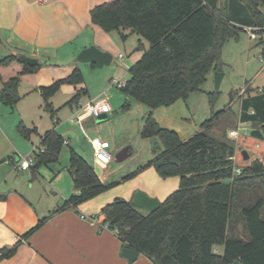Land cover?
I'll list each match as a JSON object with an SVG mask.
<instances>
[{
    "label": "trees",
    "instance_id": "16d2710c",
    "mask_svg": "<svg viewBox=\"0 0 264 264\" xmlns=\"http://www.w3.org/2000/svg\"><path fill=\"white\" fill-rule=\"evenodd\" d=\"M90 17L105 31L118 30L123 39L127 37L123 30L128 29L147 40L148 48L130 65L120 89L152 109L201 89L211 69L220 71L223 43L237 38L244 26L264 32V0H110L91 8ZM33 72L40 77L36 90L52 119L55 110L49 99L57 91L72 94L66 102L71 106L87 92L76 65L30 64L12 53L0 58V100L15 106L20 76ZM250 92L247 87L241 97L239 119L252 128L235 139L225 133L211 135L219 112L212 111L186 140L161 127L151 111L146 115L140 135L159 138L161 146H154L151 158L123 179L153 166L161 177L178 176L179 185L145 214L123 197L100 208L98 218L117 230L123 247L146 255L152 264H264V163L260 159L264 157V90ZM214 98L215 93H209L210 102ZM128 105L127 101L123 108ZM17 129L25 138L37 133L35 126L22 122ZM62 144L63 137L54 128L46 130L41 149L34 151L31 173L42 163L56 161ZM234 166L241 172L234 173ZM67 170L75 192L58 209L76 207L114 184L101 182L92 165L73 148ZM48 217L39 218L22 238ZM237 219L243 224L241 235L233 227ZM18 245L17 241L0 248V259L11 257ZM217 245L223 246L221 253L215 250Z\"/></svg>",
    "mask_w": 264,
    "mask_h": 264
},
{
    "label": "crops",
    "instance_id": "0c3cea01",
    "mask_svg": "<svg viewBox=\"0 0 264 264\" xmlns=\"http://www.w3.org/2000/svg\"><path fill=\"white\" fill-rule=\"evenodd\" d=\"M107 1L110 0H0V58L12 53L25 54L37 58L38 62L76 65V62H79L75 58L77 53L85 47L95 45L113 55L118 53L121 59L124 58L121 52L124 50L128 55V61L124 64L129 68L148 48V42L128 29L123 30L127 34L123 39L118 30L105 31L93 23L90 17L91 8ZM261 57L264 58L263 53ZM39 80V75L34 72L21 75L18 84L20 99L15 104L16 108L18 107L19 123L25 122L28 127L35 126L36 139L33 134L30 138H25L17 129L19 123L16 125L14 119L9 123L6 117H3L6 109L1 107L4 103L0 100V248L19 242L16 252L9 258L0 259V264H152L151 259L142 253H138L136 259L129 262L122 254L124 247L115 232L99 231L96 221L81 218L80 215L98 213L105 203L115 197L131 200L137 190L145 191L162 201L178 187L179 177H161L154 167L150 166L139 171L135 177L121 180L111 189H106L76 207L58 209L75 192L72 176L67 170L68 164L64 166L67 173L56 170L52 178L50 174L44 176L38 172V176H43L44 184L34 176L35 172L31 173L29 170L25 173L26 170L18 167L19 157L41 149L40 139L46 130L54 128L63 139L65 134L72 137L77 135L74 128L59 124L58 117L53 118L52 125L48 124L43 131L39 129L40 124L35 122L32 115L34 110L44 103L36 90ZM104 88H107L106 82L96 91L89 90V99L98 97ZM71 95L68 93V100ZM129 98L125 94L118 97L117 101H113L114 106L108 100L111 111L115 112L114 107H123L127 101L130 102ZM122 101L124 103L120 104ZM50 103L52 105V101ZM184 106L182 99H177L169 106L157 107L150 111L161 127L176 131L181 140H186L199 129L192 130ZM70 108L72 112L75 111L74 105ZM130 110L129 108L115 112L111 118H107V113L106 118L94 124H90V118H87L83 121L85 129L96 123L98 127L86 132L92 137L110 141L109 137L113 139V133L116 131L117 116ZM65 141L70 144L69 139ZM127 141L121 138L112 142L117 151L115 158L122 162L117 167H110L111 161L105 166L97 163L89 140H86L84 146L79 140V150L72 146L70 148L76 150L92 165L101 182L109 184L113 181L110 180L111 175L121 170L126 159L133 156L134 149L130 145L125 146ZM112 153L111 151V155ZM140 164L142 165V162H134L123 173L136 170ZM16 171L22 175L31 174L29 184L22 182L15 174ZM55 209L58 210L53 212ZM48 215L47 220L28 238H22L39 218Z\"/></svg>",
    "mask_w": 264,
    "mask_h": 264
},
{
    "label": "rangeland",
    "instance_id": "374dc122",
    "mask_svg": "<svg viewBox=\"0 0 264 264\" xmlns=\"http://www.w3.org/2000/svg\"><path fill=\"white\" fill-rule=\"evenodd\" d=\"M263 49L264 41L258 42V39L251 38L247 29L239 30L237 38H229L223 43L221 48L220 66V71L223 73V77L218 88H215L214 80V74L216 70L211 69L206 80L202 83L201 89L189 92L184 99L179 98L182 99V102L185 105L184 107L187 114L186 118L190 119V124L193 131L200 128V124L211 116L212 111L219 112L218 118L215 120L210 131L211 135L213 136L221 137L225 133L229 139H235L228 136V131L230 129L238 128L240 135L245 134L242 128L243 126L248 125L249 131L251 130L252 126L250 123H243L239 119L240 100L241 97L246 94L245 92L242 93L244 88L247 89V87H249V89H251L250 93H255L261 89L264 90V59H260ZM136 51L137 49L135 48L134 52ZM121 52L124 56L123 59L120 58L121 56L119 57L117 55L118 53H116V55L111 54V62L107 65H104L103 67H98L92 62H76V66L81 71L84 85L87 89V92L81 95V101L84 102L90 100L88 96L89 90L96 91L105 82L107 88H104L100 95L107 96L111 105L114 106L113 101H117L116 99L118 97H122L124 95L119 87L113 83V81L117 80L125 81L129 77L127 70L128 65L124 64V62L128 61V55L124 50ZM211 92L215 93V98L212 102H210L209 99V93ZM68 98L67 92L59 90L49 99L50 102L52 101V105L56 110L53 118L58 117L59 124H64L67 127L74 128L77 135L75 137L69 136L67 134L63 135V144L61 146L58 159L48 164L42 163L34 171V176L41 179L42 184H44V180L42 178L43 176H38V172H41V174L44 176L50 174L51 178L54 175L53 172L56 170H61L67 173L68 171L64 166L68 164L69 161L70 146L74 147L76 150H79L80 146L78 145V141L80 140V143L82 146H84L86 145V140H88L77 123H73L70 120L74 112L71 111V105L65 103ZM129 99L130 102L127 108L121 107L122 105L114 107L116 113H119L122 110L126 111L129 108L131 110L126 114H120L115 120L116 131H114V133L112 132L114 138L111 139L109 137V142L111 143L110 149L113 152L109 166L117 167L122 164V162H118L115 158L117 151L113 146L114 143H112L115 140L121 138L128 140L126 143L127 145L125 146L130 145L134 149V153L131 159L127 158L126 161L124 160L125 163L123 164V168L121 170H117L111 175L110 180L113 181H110V183L114 184L109 187L110 189L117 185L121 180H129L135 177L139 172L127 179H123L125 176L129 175L135 170L125 174L123 172H126L127 168H129V166H131L134 162H142V164L147 162L152 156V148L156 145L161 146L159 138H143L139 131V127L143 125L146 115L150 112V110L155 108L151 109L146 104L132 97ZM123 103L124 101H122L120 104ZM1 107L6 109L3 117L5 116L9 123H11V120L14 119L17 125L20 121L18 107H11L7 104L1 105ZM115 112L110 111L107 118H111L112 114ZM32 115L35 118V122L40 124V130L43 131L48 124L52 125L53 119L50 117V113L45 110L44 103L40 108H36ZM97 124L98 123L92 126H87L85 130L88 132L91 128L98 127ZM97 131H99V129H97ZM249 131L246 134H248ZM33 136V138L36 139V135L33 134ZM88 136L90 138L92 137L90 134ZM65 139L70 140L69 145ZM89 156H91V153H89ZM260 159L264 163V157H260ZM140 166L141 164L138 167ZM15 174L21 178L22 182L26 181V184H29V181L32 179L31 174L22 175L18 174V171H16ZM139 210L144 214L147 212L145 208H139ZM233 225V227L237 228L234 229L235 232L237 231V234L241 235L243 230L242 221L237 219L236 225L235 223H233ZM222 249L223 246L221 245H217L215 248V250L219 253L222 252Z\"/></svg>",
    "mask_w": 264,
    "mask_h": 264
},
{
    "label": "built area",
    "instance_id": "2783aa9c",
    "mask_svg": "<svg viewBox=\"0 0 264 264\" xmlns=\"http://www.w3.org/2000/svg\"><path fill=\"white\" fill-rule=\"evenodd\" d=\"M243 29H247L249 31L250 37L253 39L263 38L264 32L261 31L260 27L244 26ZM263 59L264 58L261 57V60ZM125 81L117 80V81H113V83L116 84V86H118L119 88H121L125 85ZM245 89L246 88L242 90V93L245 92ZM74 109H75L74 114L72 115L70 120L74 123H77L79 128L84 132L85 136L90 141L93 150L94 160L100 165L105 166L112 157L110 151V142L100 137L90 138L85 130V125L83 121L87 118L95 119L102 114L109 113L112 110L108 102L107 96L100 95L94 99H90L84 102L79 99L74 105ZM243 123L249 124V122H243ZM242 128L245 134L249 131L248 125L243 126ZM239 135L240 133L238 128L237 129L233 128L228 131V136L232 138H237ZM230 158L234 159V156H231ZM33 163H34V152L33 153L31 152L30 154L25 156H21L18 159V167L22 170H30ZM233 172L240 173L241 169L237 166H234ZM80 217L84 219L89 218L96 221L99 226V231L110 230L115 233L117 232L116 229H112L109 226L108 222L100 220L98 218L99 217L98 213H90V214L81 213Z\"/></svg>",
    "mask_w": 264,
    "mask_h": 264
},
{
    "label": "water",
    "instance_id": "95a60500",
    "mask_svg": "<svg viewBox=\"0 0 264 264\" xmlns=\"http://www.w3.org/2000/svg\"><path fill=\"white\" fill-rule=\"evenodd\" d=\"M18 56L19 58H21L22 60L30 64H36L38 62L37 58L31 57L25 54H18ZM75 58L79 62H92L98 67H103L104 65H107L111 62L112 55L108 51H103L99 49L95 45H90L88 47L81 49L77 53ZM222 77H223V73L221 71L215 72L214 74L215 88H218ZM106 117L107 115L105 114L104 117L99 116L95 119L90 118L89 119L91 122L90 124H94L96 121H99ZM243 152L246 153L247 151L243 150ZM118 161H121V160L118 159ZM28 172L29 170L25 171V173H28ZM130 201L134 206L138 208H145L148 211H154L157 208V204H158V200L156 197H152L142 190L135 191ZM122 254L128 259L129 262H132L136 259L138 252L131 248L124 247L122 249Z\"/></svg>",
    "mask_w": 264,
    "mask_h": 264
}]
</instances>
